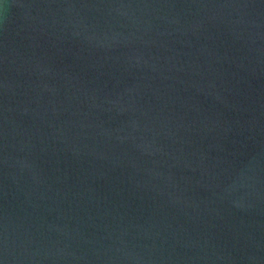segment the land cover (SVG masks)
Masks as SVG:
<instances>
[{
  "label": "water",
  "instance_id": "1",
  "mask_svg": "<svg viewBox=\"0 0 264 264\" xmlns=\"http://www.w3.org/2000/svg\"><path fill=\"white\" fill-rule=\"evenodd\" d=\"M0 264H264V0H0Z\"/></svg>",
  "mask_w": 264,
  "mask_h": 264
}]
</instances>
